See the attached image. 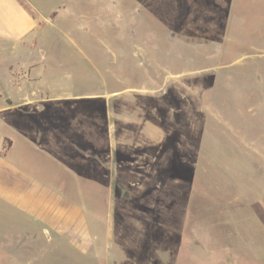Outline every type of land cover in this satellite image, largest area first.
Here are the masks:
<instances>
[{
  "label": "rangeland",
  "instance_id": "rangeland-1",
  "mask_svg": "<svg viewBox=\"0 0 264 264\" xmlns=\"http://www.w3.org/2000/svg\"><path fill=\"white\" fill-rule=\"evenodd\" d=\"M256 2L243 31L222 36L173 35L176 22L210 24L203 0L180 7L152 2L149 11L160 20L145 21L149 31L142 34L141 0L70 6L57 22L42 86L65 98L44 113L49 126L62 116L68 131L81 136L72 140L69 133L64 141L69 173L54 169L53 175L65 182L71 177L82 194L68 199L83 207L91 236L92 227L99 233L92 251L113 254L117 242L118 264H264V5ZM93 7L98 19H82L80 11L90 16ZM177 10L188 17L175 21L183 15ZM7 72L13 81L31 77L17 62ZM3 82L0 91L7 89ZM19 117L15 111L0 121V136ZM77 141L82 148L75 151ZM85 142L101 151L98 177L96 167L75 156ZM31 155L33 167L49 165ZM94 173L98 181L90 180ZM12 242L0 237L6 243L0 256L18 250ZM34 248L37 255L79 251L71 245Z\"/></svg>",
  "mask_w": 264,
  "mask_h": 264
},
{
  "label": "crops",
  "instance_id": "crops-1",
  "mask_svg": "<svg viewBox=\"0 0 264 264\" xmlns=\"http://www.w3.org/2000/svg\"><path fill=\"white\" fill-rule=\"evenodd\" d=\"M129 1L120 0L124 6ZM158 1L161 2V0H141V34L147 29L145 21L160 20L149 11L150 4ZM170 1L176 7L187 5V0ZM203 1L206 4L204 15L208 16L204 18V21L210 24L201 28L206 29L194 27L190 23L185 24V21L181 24L176 22L173 28L178 33L173 35L222 36L223 33L228 35L230 30L234 32L236 28L243 31L246 13L252 16L259 4L256 0L255 2L249 0L250 3L247 2L244 6L245 0ZM258 1L262 7L263 1ZM99 2L100 0H0V68L2 69L0 80L7 81V84L2 83L7 89L0 91V121H5L15 111H19L23 117V120L19 117L17 125L3 127L0 136V147H2L0 150V237L4 241L11 238L12 241H16L12 242L13 246H20L18 252H13L15 248H12L11 251L3 253L0 256V264H118V261L123 259L117 242L114 244L113 254L100 253L95 251L96 249L92 251V246L99 239L96 236L99 233L92 227L93 236H91L83 207L80 203L77 204L68 199L70 193L76 197L82 194L76 193L75 187L71 184L73 181L71 177L70 181L65 182L56 179L53 175L54 169L55 172L56 170L66 172L63 169V159L67 157L64 141L67 143L69 133L70 138L75 140L76 137L81 136L80 132L77 129L69 132L68 127L65 126L67 124H63L62 116L59 119L56 118V124L49 126V113H44L49 108V104L61 102L65 98L50 86H42V84L45 85L42 80L47 67L44 62L50 53L48 45L51 43L55 30L59 28L57 22L68 15L70 6L83 4L94 6ZM206 7L209 9L214 7L216 13L212 14ZM91 10L90 16L82 10L79 15L82 19L85 17L92 20L98 19L99 11H96L94 7ZM177 13L184 16L176 17L175 21L182 22L188 17L187 11L177 10ZM255 17L257 18L258 14H255ZM260 19H263V16ZM62 29L60 26V31ZM258 30L255 28L251 33ZM162 31L170 35L168 30L162 28ZM181 31H188V34H183ZM196 31L199 33H194ZM200 31H203L202 34ZM14 62L18 65L21 63L31 70V77L27 81L10 80L7 68ZM36 120H42L41 126L30 124L35 123ZM92 127L93 133L99 134L100 128ZM102 133L99 134L100 138ZM18 140H21V145L17 142ZM76 146L82 148L78 141L75 142V151H77ZM83 146V153H75L77 154L75 156L81 157V163L96 167L98 177L101 151H96V146L90 142H85ZM108 147H111L110 141ZM30 154L49 159L47 163L49 165H44L43 170L33 167L35 157L29 156ZM90 176V180H99L95 177V173ZM85 178L83 176L84 180ZM96 225L100 226L101 223L96 222ZM37 244L71 245L79 251L74 255L61 253L37 255L33 251ZM21 246L27 251H22Z\"/></svg>",
  "mask_w": 264,
  "mask_h": 264
}]
</instances>
